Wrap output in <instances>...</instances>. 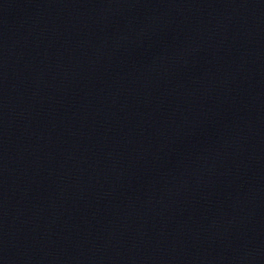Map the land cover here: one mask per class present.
<instances>
[{
    "label": "water",
    "instance_id": "95a60500",
    "mask_svg": "<svg viewBox=\"0 0 264 264\" xmlns=\"http://www.w3.org/2000/svg\"><path fill=\"white\" fill-rule=\"evenodd\" d=\"M0 264H264V0H0Z\"/></svg>",
    "mask_w": 264,
    "mask_h": 264
}]
</instances>
